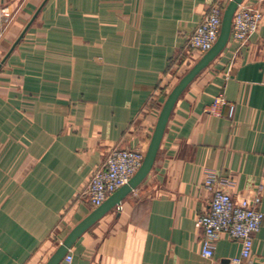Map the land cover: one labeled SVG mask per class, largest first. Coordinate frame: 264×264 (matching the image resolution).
I'll use <instances>...</instances> for the list:
<instances>
[{"label": "crops", "instance_id": "crops-1", "mask_svg": "<svg viewBox=\"0 0 264 264\" xmlns=\"http://www.w3.org/2000/svg\"><path fill=\"white\" fill-rule=\"evenodd\" d=\"M229 1L0 0V264H46L94 210L77 196L109 152L146 153L168 95L204 55L187 37ZM210 176L236 198L260 190L264 214V16L187 85L151 169L76 238L71 264H235L241 244L226 234L210 259L200 253ZM252 255L262 264L264 221Z\"/></svg>", "mask_w": 264, "mask_h": 264}, {"label": "built area", "instance_id": "built-area-1", "mask_svg": "<svg viewBox=\"0 0 264 264\" xmlns=\"http://www.w3.org/2000/svg\"><path fill=\"white\" fill-rule=\"evenodd\" d=\"M223 7L218 3L210 5L200 22L186 39V48L200 55L209 51L216 43L222 23ZM264 16V0L238 5L231 23L230 36L239 46L244 45L255 34ZM8 16L0 10V19L5 23ZM215 104L228 107V116L234 115L235 105L227 103L222 95L215 99ZM144 152L141 149L114 148L107 155L105 162L93 170L90 178L79 191L77 198L84 199L96 209L112 194L126 185L140 169ZM228 179L210 176L203 182V189L209 194V205L205 212L198 215L195 227L202 231L200 253L210 259L215 249V241L226 234L241 244L240 259L235 264H255L252 255L253 238L260 230L264 214L259 209L261 191L252 199L236 198L223 187ZM118 211L120 205L115 206ZM72 256L67 253L59 264H71ZM263 264V261H262Z\"/></svg>", "mask_w": 264, "mask_h": 264}, {"label": "water", "instance_id": "water-1", "mask_svg": "<svg viewBox=\"0 0 264 264\" xmlns=\"http://www.w3.org/2000/svg\"><path fill=\"white\" fill-rule=\"evenodd\" d=\"M242 1L243 0H230L228 2L227 6L223 11L221 29L216 43L187 71V73L179 80V82L175 85V87L168 95L160 111L158 121L151 136L150 143L144 155V159L140 169L136 172V174L130 179V181L126 185H124L114 194H112L101 206L94 209L86 219H84L80 224H78L66 236V238L58 246V248L49 258V260L46 262V264H59L62 258L68 253L70 247L72 246L76 238L80 234H82L88 227H90L95 221H97L104 213L114 208L115 206L120 205L122 199L127 194L135 190V188L147 175V173L149 172V170L153 165L157 150L159 148V144L161 142L164 133V129L167 124V120L169 118V115L172 111L175 102L177 101L181 93L184 91V89L187 87V85L195 78V76L198 75L200 71L203 70L214 58H216L226 46L231 33V23H232L233 15L238 5L241 4ZM24 32L25 30L18 38V41L21 39ZM17 42L15 44H17ZM7 57L8 55L5 56V58L1 61L0 68L2 64L5 62Z\"/></svg>", "mask_w": 264, "mask_h": 264}]
</instances>
